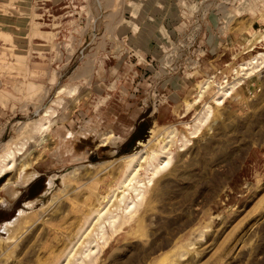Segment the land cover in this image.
Returning a JSON list of instances; mask_svg holds the SVG:
<instances>
[{
  "label": "rangeland",
  "instance_id": "rangeland-1",
  "mask_svg": "<svg viewBox=\"0 0 264 264\" xmlns=\"http://www.w3.org/2000/svg\"><path fill=\"white\" fill-rule=\"evenodd\" d=\"M262 52L264 0H0V264H75L111 212L94 264H264Z\"/></svg>",
  "mask_w": 264,
  "mask_h": 264
},
{
  "label": "bare ground",
  "instance_id": "bare-ground-1",
  "mask_svg": "<svg viewBox=\"0 0 264 264\" xmlns=\"http://www.w3.org/2000/svg\"><path fill=\"white\" fill-rule=\"evenodd\" d=\"M258 57H260L261 62L264 59V52L258 54L257 56L253 57L247 63L242 64L245 72H251L259 65ZM263 63V62H262ZM238 82V80H237ZM240 82V81H239ZM235 84V83H234ZM234 84H227L228 86L224 87L221 85L219 87V95L215 98L217 103H222L223 97L229 94L231 91L229 88L233 87ZM236 86V85H235ZM206 85L202 86V89L205 90ZM225 98V97H224ZM206 106V105H205ZM205 109L202 111L199 117L197 118V124L195 126L194 131H192V135H195L197 131L201 129L202 124L206 119H208L209 113L211 112V106L208 104ZM175 131V130H173ZM172 131V132H173ZM169 138H166L165 143L161 145L160 149L154 150L150 153L137 151L133 154L128 155L130 159L129 164L127 166L128 175L124 180L123 186L126 187L121 194L120 198V208L122 215L125 214H132L138 206V203L141 199H143L145 194V188L152 183V179L159 174L161 170L167 167L171 160V153L172 150L169 148V144L173 143V134L169 133ZM172 137V138H171ZM186 138V136H185ZM186 140H188L186 138ZM12 151L7 154L6 157L2 160V163L5 165H1L0 163V177L3 176L8 169L12 168L13 166V159ZM10 156V157H9ZM8 158V159H7ZM8 161V162H7ZM7 162V163H6ZM144 163V164H143ZM145 169L146 177L148 178V184L141 179L139 175L140 169ZM123 204V207L121 205ZM101 213V212H100ZM100 213H98L97 220L100 219ZM119 214L110 213L108 217H106L105 221H102L98 226V231L96 237L93 241H89L87 247L83 250L82 254L77 258L75 264H94V254L99 253L102 247L106 246L108 243V239H106V228L107 226L110 229H115L117 222L120 219ZM123 224V223H122ZM122 226V225H121ZM97 255V254H96Z\"/></svg>",
  "mask_w": 264,
  "mask_h": 264
}]
</instances>
